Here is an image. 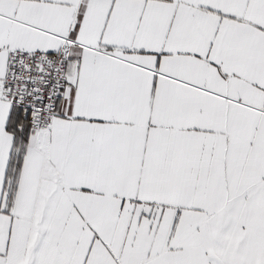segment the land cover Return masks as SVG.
<instances>
[{"label": "snow or ice", "instance_id": "obj_1", "mask_svg": "<svg viewBox=\"0 0 264 264\" xmlns=\"http://www.w3.org/2000/svg\"><path fill=\"white\" fill-rule=\"evenodd\" d=\"M0 264H264V0H0Z\"/></svg>", "mask_w": 264, "mask_h": 264}]
</instances>
